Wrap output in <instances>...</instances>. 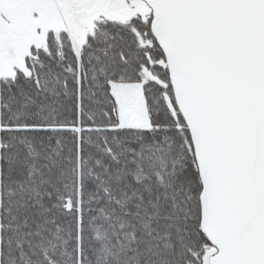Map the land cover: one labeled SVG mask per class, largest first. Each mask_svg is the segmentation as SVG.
Instances as JSON below:
<instances>
[{
	"label": "trees",
	"instance_id": "1",
	"mask_svg": "<svg viewBox=\"0 0 264 264\" xmlns=\"http://www.w3.org/2000/svg\"><path fill=\"white\" fill-rule=\"evenodd\" d=\"M152 21H97L77 48L50 28L0 76V264H209L217 252ZM113 82L142 83L148 127L120 125Z\"/></svg>",
	"mask_w": 264,
	"mask_h": 264
},
{
	"label": "water",
	"instance_id": "2",
	"mask_svg": "<svg viewBox=\"0 0 264 264\" xmlns=\"http://www.w3.org/2000/svg\"><path fill=\"white\" fill-rule=\"evenodd\" d=\"M91 1L123 2L72 4ZM143 1L192 138L209 264H264V0Z\"/></svg>",
	"mask_w": 264,
	"mask_h": 264
},
{
	"label": "rangeland",
	"instance_id": "3",
	"mask_svg": "<svg viewBox=\"0 0 264 264\" xmlns=\"http://www.w3.org/2000/svg\"><path fill=\"white\" fill-rule=\"evenodd\" d=\"M21 1L25 2L23 8H20ZM64 4V0H17V3L0 0V76L14 64H22L32 45H43L47 30L65 26ZM148 12V7L141 6L128 16ZM91 28L81 29L79 34L90 32ZM111 90L117 102L120 125H150L142 83L113 82Z\"/></svg>",
	"mask_w": 264,
	"mask_h": 264
},
{
	"label": "flooded vegetation",
	"instance_id": "4",
	"mask_svg": "<svg viewBox=\"0 0 264 264\" xmlns=\"http://www.w3.org/2000/svg\"><path fill=\"white\" fill-rule=\"evenodd\" d=\"M64 2V28L68 31L76 48L85 40L86 35L89 33L87 30L85 34H79V31L81 29H86L88 26H92L91 30L93 31L94 25L97 21H99V24L117 20L126 21L135 15L145 16L152 12L151 7L143 0H123L122 3L112 2L110 5L104 6L91 1L84 8L75 7L72 4V0H64ZM141 6L148 7L149 12L146 14H133L131 17L128 16L134 10H139ZM84 19L86 20L85 24L83 23Z\"/></svg>",
	"mask_w": 264,
	"mask_h": 264
}]
</instances>
